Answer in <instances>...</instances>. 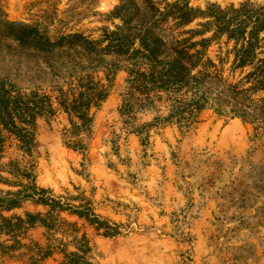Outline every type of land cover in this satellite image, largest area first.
<instances>
[{
  "label": "rangeland",
  "instance_id": "obj_1",
  "mask_svg": "<svg viewBox=\"0 0 264 264\" xmlns=\"http://www.w3.org/2000/svg\"><path fill=\"white\" fill-rule=\"evenodd\" d=\"M187 1L203 12L212 5L223 10L246 5L250 14L264 9V0ZM119 5L120 0H0V21L37 27L51 39L79 32L95 40L103 29L114 30L120 24L108 18ZM208 21L200 18L183 30H202L199 25ZM227 43L226 37L213 43L210 56L215 62L233 48L234 43ZM46 60L16 42L0 40V78L27 92L39 89L56 98L54 90L59 86L66 90L74 70L67 64L70 55L64 54L55 58L57 65L52 63L59 74L53 77ZM104 62L95 76L111 88L107 100L93 110L87 151L67 147L65 114L50 121L39 119L33 157L25 155L17 141L7 139L0 154V175L11 183H0V197L24 192L16 182H28L15 179L9 166L20 164L48 196L88 211L118 227L120 234L105 237L104 230L65 212L62 219L75 228L65 225L49 233L37 225L21 235L23 247L15 250H6L15 244L0 232V264H61L64 256L59 250L33 262L35 246L74 252V237L83 234L91 242L93 264H264V133L256 134L242 118L219 116L210 107L188 134L175 125L148 128L163 108H138L131 117L122 116L127 65L115 56ZM108 70L116 72L110 84ZM49 210L24 199L19 209L3 214L26 218L45 216Z\"/></svg>",
  "mask_w": 264,
  "mask_h": 264
},
{
  "label": "trees",
  "instance_id": "obj_2",
  "mask_svg": "<svg viewBox=\"0 0 264 264\" xmlns=\"http://www.w3.org/2000/svg\"><path fill=\"white\" fill-rule=\"evenodd\" d=\"M246 8L242 5L240 9L223 10L212 5L203 12L187 0L173 3L120 0L108 17L120 24L114 30L103 29L95 40L79 32L51 39L37 27L0 21V40L16 42L23 50L48 59L46 64L53 77L59 78V74L52 63L57 65L55 58L64 54L70 55L67 64L74 70L65 82L67 89L59 86L54 90L56 98L39 89L27 92L0 78V154L6 150L7 139L12 138L25 155L33 157L38 120L50 121L60 114L68 117L67 147L80 153L87 151L86 139L93 133V110L107 100L111 88L95 76L108 56H115L127 65L122 116L131 117L138 108L161 106L159 116L148 128L175 125L185 135L200 124L203 113L210 107L219 116L242 118L256 134L264 133V9L250 14ZM200 18L209 20L199 25L202 30H183ZM209 33H213L212 37L206 38ZM223 37L234 46L226 51L225 58L215 62L210 49ZM115 74L113 70L106 72L109 84ZM212 101L217 106H210ZM9 166L16 172L15 179L23 178L28 183L16 182L24 192L0 197V232L15 244L6 246V250H15L17 245L23 247L19 238L37 225L49 233L65 225L75 228L62 219L65 212L85 219L97 231L104 230L105 237L120 234L118 227L102 222L88 211L74 209L48 196L26 166L14 163ZM0 183L11 182L0 175ZM24 199H32L50 210L45 216H4V212L19 209ZM74 242V252L61 246L37 245L31 260L37 263L49 259L59 250L64 256L61 264H93L87 235L75 236Z\"/></svg>",
  "mask_w": 264,
  "mask_h": 264
}]
</instances>
